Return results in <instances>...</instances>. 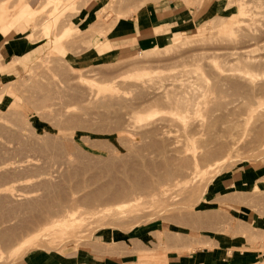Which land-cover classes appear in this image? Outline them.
I'll return each mask as SVG.
<instances>
[{"label":"rangeland","instance_id":"374dc122","mask_svg":"<svg viewBox=\"0 0 264 264\" xmlns=\"http://www.w3.org/2000/svg\"><path fill=\"white\" fill-rule=\"evenodd\" d=\"M169 1L202 6L176 40L155 22L137 51L96 56ZM203 1L0 0V28L6 11L33 10L7 39L37 46L0 74V264H104L232 237L264 264V0ZM202 83L199 110L178 114Z\"/></svg>","mask_w":264,"mask_h":264},{"label":"crops","instance_id":"0c3cea01","mask_svg":"<svg viewBox=\"0 0 264 264\" xmlns=\"http://www.w3.org/2000/svg\"><path fill=\"white\" fill-rule=\"evenodd\" d=\"M205 3V0L203 1ZM90 4V3H89ZM87 6H90V5ZM202 6L196 8L195 14L200 12ZM92 10V9H91ZM90 10V11H91ZM87 8L86 12H90ZM194 13L190 10L189 6L185 3L176 4L173 1L168 2L167 7H163L160 10L154 12V18L151 16L139 19L137 22L130 21L131 26H123L116 28L113 34L99 39L93 44L92 49L96 53V56L107 58L113 55L121 56L124 53L137 51L142 47V38L152 33L155 22L167 21V25L171 26V30H174L173 40H176L179 36V25L182 19L190 18ZM178 17L177 19H174ZM174 19V20H171ZM187 20V19H186ZM162 25L158 24L157 28H161ZM163 28V27H162ZM2 42V43H1ZM29 45L17 37H11L6 39L0 35V74L9 70L13 62V59L17 57L21 61L24 67H27L28 61L35 55L37 46L32 47L29 51L24 53L28 49ZM22 49V50H21ZM24 53V54H23ZM22 54V55H21ZM20 55V56H19ZM13 65V64H12ZM262 168V167H261ZM251 175V174H250ZM240 174L232 180V185L237 183H245L251 179L252 175ZM189 243L190 241L184 240ZM214 246H203L194 249L190 248H171L169 250L152 252L144 255L143 257H136L139 254H107L103 258L104 264H137L141 260L152 261L157 264H254L256 259L261 255L259 248L249 249L247 243L239 238H221ZM104 255L93 256L92 262L99 261ZM77 258L66 257L63 259H42L37 264H76L73 262Z\"/></svg>","mask_w":264,"mask_h":264},{"label":"bare ground","instance_id":"6f19581e","mask_svg":"<svg viewBox=\"0 0 264 264\" xmlns=\"http://www.w3.org/2000/svg\"><path fill=\"white\" fill-rule=\"evenodd\" d=\"M55 6V5H54ZM65 6V5H64ZM256 6V5H255ZM58 7V6H57ZM23 8V7H22ZM21 8V9H22ZM54 8V7H53ZM31 9L32 6H31ZM59 9V8H58ZM243 9V8H242ZM241 9L240 12H243V10ZM16 11V10H15ZM10 12V11H9ZM7 13V11H6ZM4 15L3 17V23H2V27L0 28V34L5 38V40L7 39L8 36L11 35V33L13 32V30H17V31H21V28L23 25H26V26H29L27 24V19L29 20H32L34 19V12L33 10H28L27 12L25 11H21V12H15L14 14L10 13V14H6ZM18 13V14H17ZM37 18V17H36ZM241 19V18H240ZM245 19V18H244ZM39 20V19H38ZM248 20V19H247ZM50 22V21H49ZM224 22V21H223ZM32 24V23H31ZM46 28H48V26L46 25L45 26ZM45 32V31H44ZM47 32H49L47 30ZM46 34V33H45ZM253 34V33H252ZM254 35V34H253ZM26 36H30L29 35H26ZM47 38L49 39L48 35H46ZM253 37V36H252ZM234 38V37H233ZM243 38V36H242ZM248 38V37H247ZM30 49H32V46H29L28 49L24 52L26 53L27 51H29ZM22 50V49H21ZM236 50V49H235ZM233 51V50H232ZM241 51V50H240ZM23 53V54H24ZM226 54V53H225ZM231 54V53H230ZM235 55H238V57L236 58L237 59V63H244V68H254V67H257L261 62L262 60L260 59L261 57H247L245 56V58L240 55V53L236 52L234 53ZM232 54V55H234ZM242 54V53H241ZM22 55V54H21ZM227 56V55H225ZM231 56V55H229ZM263 59V57H262ZM262 64V63H261ZM238 65V64H237ZM243 65V64H242ZM263 65V64H262ZM242 68V67H241ZM243 68V69H244ZM237 70H239L238 68H235ZM245 70V69H244ZM253 72V70H252ZM260 72V71H259ZM254 84H252V89H254ZM208 92V89H207V85L205 84H201L200 85V89L198 90H193V91H190V92H183L181 94H187L189 93V96H185V97H182L180 100L178 101H175V103L178 105V114H180L181 116L183 117H187L188 114L191 115V113L194 111V110H199V107H200V104H201V100H203L204 98L207 97V93ZM191 94V95H190ZM208 102V101H207ZM143 112V111H142ZM124 203V202H123ZM126 203L127 201H125L124 204H122L121 206H126ZM67 209V208H66ZM67 211V210H66ZM68 212V211H67ZM69 214V213H68ZM75 212H71L70 213V217L71 216H74ZM83 216V215H82ZM81 217V216H80ZM77 219V218H76Z\"/></svg>","mask_w":264,"mask_h":264}]
</instances>
